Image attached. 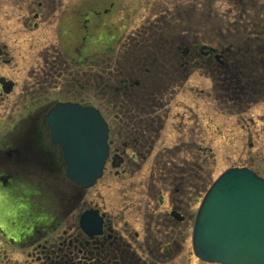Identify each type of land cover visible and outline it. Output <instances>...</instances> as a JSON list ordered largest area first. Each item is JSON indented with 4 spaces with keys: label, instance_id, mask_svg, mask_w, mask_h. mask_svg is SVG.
<instances>
[{
    "label": "rangeland",
    "instance_id": "rangeland-1",
    "mask_svg": "<svg viewBox=\"0 0 264 264\" xmlns=\"http://www.w3.org/2000/svg\"><path fill=\"white\" fill-rule=\"evenodd\" d=\"M77 1L69 0V6L77 4ZM114 1L118 2L117 8L106 23L109 20L114 22L118 27L116 34L122 39H92L95 45L84 46L81 39H56L57 12L42 19L39 28L32 29L34 19L31 14L37 11V7H31V0H0V78L14 83L7 94L0 86V175L9 173L16 180L33 181L39 185L45 182L48 192L51 190L59 199L57 212L62 215L60 207L64 203L60 198L68 193L76 195V185L67 181L60 162L51 172L41 171L35 156L26 151L24 142L33 124L39 138L44 141V147L54 149L43 118L52 102L62 99L64 92H61V82L55 79L41 82L46 58L59 53L63 59L69 60V101L100 107L108 119L111 114L102 105L105 96L101 77L94 74L98 65L90 69L87 61L92 59L97 64L104 60L100 62V69L108 67L107 64H111L109 68L113 69L117 58L122 67L143 63L144 67H140L161 74L160 78H154L158 83L154 89H165L156 112L162 117L163 127L154 147L171 148L184 142L186 145L181 153L174 150L160 157L165 168H161V163L160 168H151L156 163L154 159L148 160L139 170L133 166L135 172L115 174L114 169L108 166L99 181L86 191L85 197L103 205L111 214L117 213L132 229L142 234V207L149 206L147 211L150 212L156 207L151 198L162 193L165 203L157 212L163 213L168 209V198L173 195L166 186L171 184L172 175L176 173L181 157H184L191 166L186 171L194 180L192 182L200 181L205 189H201L196 202L182 209L187 215L182 227L185 229L184 241L180 242L182 249L173 260L163 264H210L197 260L191 245L194 216L207 188L223 171L233 166H249L264 177V0ZM161 13L169 16L160 18ZM155 18H158L155 21L165 20L161 30L166 37L165 52L159 60H154L158 62L156 66L142 59L147 45L145 47L136 40L126 39ZM193 43L217 49L222 55L221 60L232 63L234 67L237 66L236 61L244 62V57H256L261 68L256 73L248 70L245 77L240 78L241 86L246 87L247 92L255 93L242 99H233L229 93L228 98L220 87L225 78V69H221L223 65L216 62L210 66L202 62L194 51ZM79 44L81 53H77L79 50L75 48ZM178 46H181L180 50ZM186 47H190L191 54L182 60L181 52ZM83 51L87 52L86 58L82 55ZM120 51L125 52L121 55ZM179 61L185 62V71L181 73L177 69ZM172 76L176 78L172 79ZM256 77L260 83H255ZM42 92H47L46 96ZM239 106L248 108L240 114L230 112L237 111ZM139 114L145 115L142 112ZM9 148L20 150L18 159L14 156L6 159L2 151ZM204 148L210 149L211 154L204 155L201 152ZM150 182L153 188L147 186ZM4 189L0 184V230L16 234L22 227L21 217L26 203L23 193L11 194V188L7 189L8 192ZM46 195L42 193L43 198ZM189 196L193 194L186 193L185 198ZM154 236L157 237V234ZM162 237L158 236L159 239ZM23 260L21 252L6 245L0 235V264H22Z\"/></svg>",
    "mask_w": 264,
    "mask_h": 264
},
{
    "label": "flooded vegetation",
    "instance_id": "flooded-vegetation-1",
    "mask_svg": "<svg viewBox=\"0 0 264 264\" xmlns=\"http://www.w3.org/2000/svg\"><path fill=\"white\" fill-rule=\"evenodd\" d=\"M61 2L62 0H31V7H37V11L31 14L34 19L32 29L39 28V22L42 19L48 18L53 13L55 15L57 12L56 39H81L84 46L95 45L96 42L92 39H122L121 35L117 36L116 34L118 27L114 22L109 20L106 23L112 16L111 13L117 8L118 2L114 0H79L72 6H69V0H65V3ZM164 16L169 15L161 13L159 17L164 18ZM155 20L158 18L150 20V23L146 22L143 29L135 31L126 39L136 40L138 44H144L145 47L147 45L146 55L142 59L156 66L158 62L155 63L154 60H159L158 58L165 52L164 38L166 37L163 35L164 31L161 30L165 20ZM86 40L89 42L87 43ZM80 44L75 48L79 50ZM192 46L205 64L211 66L218 61L216 55L220 53L217 49L212 51L210 46L195 43ZM180 49L181 46H178V50ZM125 51L119 53L122 55ZM81 52L82 50H79L77 53ZM85 53L87 52L83 51L84 58L87 57ZM181 54L182 60L189 57L190 47L184 48ZM119 60V58L115 59L113 69L109 68L111 64L100 69V62H104V60L97 64L92 59L87 61L90 69H95L94 65H98L96 66L98 70L94 74L101 77L103 84L102 89L105 97L102 105L111 114V118L108 119L104 116L102 108H98L108 127V157L105 161L103 174L108 166L114 169L115 174L135 172L133 166H137L139 170L148 160L153 161V159L156 163L152 164L151 168H160L161 156L169 155L174 150L181 153V149L186 145L184 142L171 148L154 147L163 127L162 117L156 115V112L165 89L164 87L154 89L158 84L154 78H160L161 74H155L153 70L149 71L148 68L140 67L141 65L144 67L143 63L129 68L122 67V64L117 62ZM177 69L180 73L185 71V62L179 61ZM43 70L45 72L41 82L44 83V80L51 79L61 82V92H64L63 95L66 96L62 95V99L52 102L49 107L51 108L58 102H69V60L63 59L59 53H56L51 58H46ZM135 75H138V78L134 79ZM105 76H107L106 80ZM175 78L172 76V79ZM39 85L43 84L39 83ZM46 93L42 92L45 96ZM38 96L41 98L42 95L39 93ZM141 112L147 115L143 117L139 114ZM43 124L49 137L45 116ZM29 131L31 134L29 132L24 140L27 146L25 149L35 156L34 159L40 164L41 171L51 172L60 162L65 172L60 150L52 144L54 149L44 147V141L39 138L36 126L33 124L30 125ZM2 152L6 155L7 160L13 156L18 159L20 156L19 149L15 154L10 149ZM197 152L200 154V148L197 149ZM181 159L182 161H179L177 165L176 173L172 175L171 184L168 183L166 186L171 189L173 195L171 199L168 198V209L163 213L157 212V209L163 207L165 203L162 193L151 198L156 207L150 212L147 211L149 206L142 207L144 211L142 234L132 229L130 224L122 220L117 213L111 214L104 209L103 205L87 200L85 193L90 188L81 189L76 186V195L68 193L61 197L60 200L64 203L63 207H60L61 215L57 212V200L59 199L51 190L48 192L45 182H40V185L33 181L27 183L14 179L13 175L9 173H4L0 175V184L5 188V192L11 188V194L23 193L26 208L23 209L21 217L23 221L19 233L12 234L0 230V235L6 245L21 252L24 256L22 264L168 263L182 249L180 242L184 241L185 233V229L182 227L183 223L187 221V215L182 209L197 201L202 187L200 181L192 182L194 180L186 171L187 167L191 166L187 164V159L185 160L184 157ZM168 165L169 162L166 166ZM163 166L161 163V168ZM250 169L255 173L257 171L253 168ZM162 178L161 180H164ZM67 181L69 182L68 179ZM151 184L152 182L147 186L153 188V184ZM42 193H47L46 198H43ZM186 193H191L193 196L186 199ZM85 212L91 213L86 230L80 226V218ZM95 222L99 223L97 229L94 227ZM155 234L157 237L154 236ZM160 235L164 237L159 239ZM166 236L171 238L166 240Z\"/></svg>",
    "mask_w": 264,
    "mask_h": 264
},
{
    "label": "water",
    "instance_id": "water-1",
    "mask_svg": "<svg viewBox=\"0 0 264 264\" xmlns=\"http://www.w3.org/2000/svg\"><path fill=\"white\" fill-rule=\"evenodd\" d=\"M0 84L5 92L12 88L3 79ZM46 122L51 142L61 149L67 178L83 189L93 186L108 156V128L99 110L60 102L48 111ZM90 215L80 218L84 230ZM191 243L195 257L204 262L264 264V178L247 167L221 173L201 200Z\"/></svg>",
    "mask_w": 264,
    "mask_h": 264
},
{
    "label": "trees",
    "instance_id": "trees-1",
    "mask_svg": "<svg viewBox=\"0 0 264 264\" xmlns=\"http://www.w3.org/2000/svg\"><path fill=\"white\" fill-rule=\"evenodd\" d=\"M262 59H261V61H262ZM244 60H245L244 61L245 63L240 62V61L239 62L236 61V63H235L237 65L236 67H234L232 65V63H229V62L228 63L225 62L224 65L221 66V69H225V78L223 79V82L221 83L220 87H221V89H223V91L225 92V94L228 98L230 97L229 93L232 94L233 99L234 98H236V99L241 98L242 99L243 96H245L247 94L249 96H251L255 93V92L254 93L252 92V94H251L250 92H247L245 89L246 87L241 86V84H240L241 79L240 78H242V77L244 78L245 77L244 74L247 73L248 70L251 73H256V71H258L261 67H259L258 62L256 60V57L254 58L252 56L249 59H245V57H244ZM239 66H241L240 67L241 71L237 70L238 69L237 67H239ZM259 81H260L259 78L256 77L255 83H257V82L260 83ZM247 103H248L247 105H249L250 100H248ZM247 108H248V106H246L245 108H243L242 106H239L237 111L231 110L230 112H233V113L236 112V113L240 114V113L244 112ZM201 152H204V155H206V156L211 154L210 149L204 148L201 150ZM202 188L203 187H201L200 190ZM204 189H205V187L203 188V190Z\"/></svg>",
    "mask_w": 264,
    "mask_h": 264
},
{
    "label": "bare ground",
    "instance_id": "bare-ground-1",
    "mask_svg": "<svg viewBox=\"0 0 264 264\" xmlns=\"http://www.w3.org/2000/svg\"><path fill=\"white\" fill-rule=\"evenodd\" d=\"M14 87V85H12V88Z\"/></svg>",
    "mask_w": 264,
    "mask_h": 264
}]
</instances>
